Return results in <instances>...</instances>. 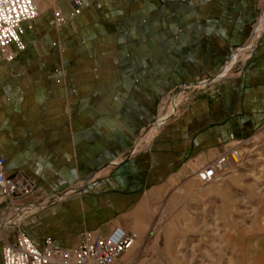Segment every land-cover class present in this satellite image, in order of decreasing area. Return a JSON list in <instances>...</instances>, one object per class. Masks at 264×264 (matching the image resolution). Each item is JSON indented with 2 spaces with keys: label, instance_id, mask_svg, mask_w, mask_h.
I'll return each instance as SVG.
<instances>
[{
  "label": "crops",
  "instance_id": "crops-1",
  "mask_svg": "<svg viewBox=\"0 0 264 264\" xmlns=\"http://www.w3.org/2000/svg\"><path fill=\"white\" fill-rule=\"evenodd\" d=\"M72 1L35 0L0 61L4 172L35 188L16 226L39 250L113 228L140 245L223 145L264 135V0Z\"/></svg>",
  "mask_w": 264,
  "mask_h": 264
},
{
  "label": "rangeland",
  "instance_id": "rangeland-1",
  "mask_svg": "<svg viewBox=\"0 0 264 264\" xmlns=\"http://www.w3.org/2000/svg\"><path fill=\"white\" fill-rule=\"evenodd\" d=\"M250 141L241 167L231 169L219 183L204 186L193 179L177 188L171 203L180 207L160 214L148 240L140 245L137 241L122 261L134 257L133 264H264V135ZM21 217L4 213L0 248L4 235L9 239L20 232L16 225Z\"/></svg>",
  "mask_w": 264,
  "mask_h": 264
},
{
  "label": "built area",
  "instance_id": "built-area-1",
  "mask_svg": "<svg viewBox=\"0 0 264 264\" xmlns=\"http://www.w3.org/2000/svg\"><path fill=\"white\" fill-rule=\"evenodd\" d=\"M79 5L78 0L72 1L75 16L79 14ZM37 17L35 0H0V61L9 63L15 58L16 53L10 50L11 46L15 47L16 52L24 50L20 42L21 26ZM54 17L58 25L63 23L61 14L55 12ZM206 84L207 82H203L201 85ZM189 89V86L184 85L179 88L169 109L156 120L153 127L160 126L174 113L175 104L181 101L179 99H182ZM144 135L145 133L142 137ZM249 145L250 139L232 140L229 145H223L214 160L197 169L194 174L197 183L204 186L217 184L231 169L240 168L245 156L243 149ZM4 167L5 160L0 157V203L7 202L5 211L12 213L13 218V202L32 195L35 188L23 173L6 177ZM137 240V234L113 228L106 236L84 232L74 249L53 248L47 242L39 250L23 233L17 232L12 242H8L5 236L0 248V264H124L120 259L133 248Z\"/></svg>",
  "mask_w": 264,
  "mask_h": 264
}]
</instances>
